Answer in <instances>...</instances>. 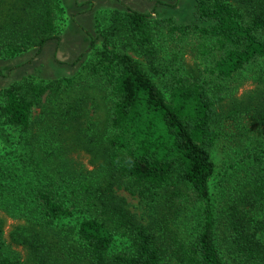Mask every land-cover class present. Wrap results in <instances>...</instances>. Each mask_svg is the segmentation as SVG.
Returning <instances> with one entry per match:
<instances>
[{
    "label": "trees",
    "instance_id": "16d2710c",
    "mask_svg": "<svg viewBox=\"0 0 264 264\" xmlns=\"http://www.w3.org/2000/svg\"><path fill=\"white\" fill-rule=\"evenodd\" d=\"M195 7L191 24L135 9L115 11L101 45L73 75L48 82L23 76L2 89L0 116L10 126L30 129L34 109L41 107V119L58 121L48 126L54 133L77 128L95 150L96 167L74 168L71 189L32 183L30 197L14 183L17 170L0 162V210L29 221L35 217L44 231L57 219L84 212L77 227L81 254L52 261L45 256L40 264H228L210 188L212 150L222 124L224 82L264 59V0H195ZM59 9V0H0V56L55 39ZM188 35L198 41L197 67L182 52L162 55L163 38ZM130 51L144 56L158 79ZM259 81L264 95V78ZM90 99L99 111L94 133L81 119ZM259 110L264 123V102ZM259 155L245 156L244 166L254 170L242 174L224 218L232 248L245 264H264V238L253 231L250 214L264 209V168L254 166L261 165ZM122 180L132 192H159L150 220L138 218L116 194L115 183ZM4 235L0 217V264H23L5 252ZM41 236L34 230L33 237ZM118 239L126 244L114 251Z\"/></svg>",
    "mask_w": 264,
    "mask_h": 264
},
{
    "label": "rangeland",
    "instance_id": "374dc122",
    "mask_svg": "<svg viewBox=\"0 0 264 264\" xmlns=\"http://www.w3.org/2000/svg\"><path fill=\"white\" fill-rule=\"evenodd\" d=\"M60 9L56 11V38L47 42L42 48L31 47L19 55L9 58L0 56V102L2 89L23 76H30L36 81L48 82L52 79L70 76L77 72L88 59L94 46L101 45L102 33L110 24V17L115 11L128 9L139 10L152 16L173 17L176 23L191 24L195 22V0H59ZM163 54L176 51L183 54L189 65L201 64L198 53V41L193 35L182 40L177 37L161 40ZM94 42V43H92ZM120 47L125 46L120 43ZM142 61L144 67L158 79V76L146 64L144 56L130 51ZM172 53V52H171ZM168 53V54H171ZM264 78V59L256 65L241 71L234 79L224 82V100L222 102V124L219 139L212 150L215 172L210 179V188L214 205L222 221H219V246L228 264H245L232 248L231 239L224 223L225 213L239 192L240 178L247 170L254 167L244 166L247 154L258 153L264 168V123L259 116V107L264 102L263 88L259 78ZM162 84V82L160 83ZM87 115L82 117V126L90 129L99 111L97 103L90 99L85 105ZM41 107L34 109V120L30 129L22 130L10 126L0 116V162L6 168H15L18 172L14 183L30 197L32 183L46 184L53 182L57 188L71 189L72 170L80 167L93 169L96 163L94 151L89 150L90 143L77 128L69 127L68 131L57 130L48 126L54 122L41 119ZM59 134L60 136H56ZM79 134V135H78ZM61 139V147L59 140ZM52 143V144H51ZM52 145V146H50ZM48 151L51 153L48 154ZM69 184V185H67ZM125 180L115 183V192L126 199L127 207L138 218L150 220L155 214L154 201L159 192L145 188L141 194L137 189H128ZM71 203V201H68ZM153 214V215H152ZM254 220L252 229L264 238V209L253 208ZM84 216L78 211L75 215L55 220L46 231L42 230L34 217L32 221L13 217L0 210L5 230V252L20 258L23 264H40L41 260H53L55 256L65 258L74 254L80 255L77 227ZM34 230L41 231V237H33ZM184 230V225L181 226ZM126 240L118 239L113 250L125 247ZM52 248L49 252L48 248ZM166 264H171L169 260Z\"/></svg>",
    "mask_w": 264,
    "mask_h": 264
}]
</instances>
